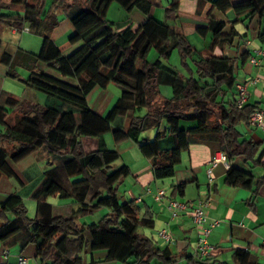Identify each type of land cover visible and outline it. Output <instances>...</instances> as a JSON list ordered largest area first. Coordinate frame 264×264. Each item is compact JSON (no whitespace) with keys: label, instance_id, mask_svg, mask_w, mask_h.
<instances>
[{"label":"trees","instance_id":"1","mask_svg":"<svg viewBox=\"0 0 264 264\" xmlns=\"http://www.w3.org/2000/svg\"><path fill=\"white\" fill-rule=\"evenodd\" d=\"M46 1L31 4L29 0H0V22L17 29L28 26L43 35L38 60L47 65V69L36 68L20 77L26 86L44 96V102L33 105L16 124L0 132V175L19 181L13 162L26 159L40 148L49 157L48 167L32 194L37 201L34 218L28 216L20 197L10 196L0 202V240L22 248L35 244L39 264H79V236L87 231L90 251L105 250L108 260L152 264L161 259L171 264L176 257L169 247L156 246L151 237L138 231L139 226L153 225L152 213L141 214V207L133 200L121 201L118 182L130 173V168L124 163L113 166L120 153L109 147L105 134L112 131L116 142L132 139L154 166L180 162L182 152L193 142L218 141L231 162L226 181L250 188L254 174L234 166L233 161L244 155L247 161L264 166L258 143L244 138L237 128L241 122L249 124L250 114L259 106L246 102L238 107L234 91L238 83L237 58L214 53L216 46L232 44L238 31L233 26L227 33V22L211 18L208 26L198 31L202 35L211 32L212 41L199 48L167 20L151 16V0H51L48 6ZM199 1H212L213 8L226 14L233 11L237 17L232 24L241 16L256 15L264 22V0ZM112 2L127 11L140 9L146 19L136 29L131 21L109 20L107 12ZM60 6L66 8L74 27L69 41L80 43L67 55L50 35L59 24L53 9ZM178 7L179 0H172L166 15L176 16ZM5 10L23 13L9 14ZM259 38L263 40L264 31L259 32ZM152 48L158 54L154 60L148 58ZM175 48L188 74L167 62ZM12 57L8 51L2 60L8 74L16 78L19 75ZM112 82L121 93L105 114H99L90 106L87 95L94 87L106 88ZM163 85L173 88L171 96L164 95ZM231 90L234 97L228 98ZM19 101L2 91L0 120ZM152 129L155 135L142 137ZM84 137L96 138L97 148L87 152ZM78 174H83L85 180L74 183L72 177ZM258 182H264V176ZM50 195L71 198L78 206L66 213L57 211L47 201ZM101 207L109 209L101 220L89 224L78 221ZM10 214L14 216L10 218ZM234 257V264H264L247 248L236 249ZM186 264L215 263L209 255L199 259L189 256Z\"/></svg>","mask_w":264,"mask_h":264},{"label":"crops","instance_id":"2","mask_svg":"<svg viewBox=\"0 0 264 264\" xmlns=\"http://www.w3.org/2000/svg\"><path fill=\"white\" fill-rule=\"evenodd\" d=\"M38 1L29 0L31 4H37ZM171 1L167 0V7ZM231 1L240 3L246 0ZM51 2V0H47L45 4L48 6ZM151 2V16H155L159 20H167L173 28L188 35L191 42L199 48L209 46L212 41L211 32L202 35L198 31L199 27L208 26L211 18L227 22L225 27L227 33H230L234 26L238 34L233 43L216 46L214 53L218 55L225 53L237 58L239 66L237 82L243 83L247 87V103L264 108V56L254 52V49L257 48L264 50V38L263 40L259 38V32L264 31V22L259 16L251 18L241 16L232 24V21L237 17L236 14L233 11L226 14L213 8L212 1L201 4L199 0H179L177 15L168 17L165 13V19H163L156 15V11L158 7H164V0H151ZM113 7L120 11V18H110L109 14ZM5 12L9 14L23 13L22 10H5ZM53 13L58 20L59 15L65 13L66 18L62 22L71 21L65 7L54 8ZM107 18L116 22L131 21L132 27L136 29L146 19V15L138 8L127 11L120 4L114 5L112 2L107 12ZM62 22L59 21V24ZM25 27L17 29L0 22V94L4 91L20 99L18 105L9 112L6 118L0 120V132L7 126L16 124L32 110L33 105L44 102V96L41 93L26 86L20 80V77H26L36 68L47 69V65L38 60L43 40L41 42L37 37L27 35L34 31L26 30ZM55 29L50 32V35L64 54H70L80 45V43L72 44L69 41L74 30L73 25L62 35H56L53 32ZM5 38L9 42L5 41ZM11 41L14 45L19 42L15 50L12 48L11 50L8 46ZM33 42H36L35 47L28 46ZM8 51L13 55V67L19 75L16 78L8 74V67L2 60L4 53ZM254 55L260 59L258 64L250 61ZM154 57H158L157 52ZM18 68H22L21 72L18 71ZM110 84L106 88L99 86L93 88L94 90H98L97 87L101 88L93 106L90 105L99 114H105L109 110L110 105L117 97L118 90H120L117 86L111 89ZM161 90L166 96H171L174 92L173 88L168 85L165 89L162 87ZM91 92L88 93L87 99L92 94ZM233 93L231 90L226 96L232 98L234 97ZM88 102L91 103L89 100ZM237 128L244 138L258 143V152L263 151L262 161L264 162V130L251 126L248 122L239 123ZM83 142L87 152L95 150L98 146L96 138H85ZM116 149L120 153V159L114 162V167L124 163L130 168V173L118 182L119 196L123 201H135L141 207V214L152 213L153 225L143 226L145 229L140 233L151 237L155 245L160 248L169 247L176 257L175 262L171 264H186L188 262V257L192 256L201 233L189 212L171 218L167 200L157 201L155 198V193L159 189H165L167 195L172 197L192 201L199 199L209 201V205L206 207L208 221L218 220L220 222L212 229L209 236V243L214 247L210 255L215 264H234V253L238 248H247L264 260V182H258L259 178L264 176V166L261 163L253 164L252 161H247L244 155H239L234 159V166L253 173L255 176L254 183L250 188H247L235 186L226 181L230 160L219 161L213 165L216 157H219L221 153H226L219 142L215 140L193 142L188 149L182 152L180 162L160 166H154L152 160L143 154L138 144L132 139L118 142ZM48 158L47 152L40 148L26 159L18 163L13 162L12 166L20 180L10 178L5 174L0 175V202L10 196L20 197L27 207L28 216L32 217L31 213L36 215L37 201L32 194L42 179L43 172L48 167ZM210 168L211 172H209ZM53 206L59 207L55 204ZM9 216L11 218L14 215L10 214ZM167 226L175 239L172 243L166 242L159 235V231ZM89 242L88 232H82L79 236L77 252L79 264H129L123 261L108 260L105 250L91 252ZM22 256L27 258L23 264H39L36 258L35 244H29L22 248L19 244L8 246L0 240V264H20ZM155 261L154 264H166L161 259Z\"/></svg>","mask_w":264,"mask_h":264},{"label":"built area","instance_id":"3","mask_svg":"<svg viewBox=\"0 0 264 264\" xmlns=\"http://www.w3.org/2000/svg\"><path fill=\"white\" fill-rule=\"evenodd\" d=\"M25 29L29 30V27H25ZM254 52L264 56V50L261 48L254 49ZM250 61L254 64H258L260 59L254 55L250 58ZM234 91L236 93L238 107H243L248 100L247 87L243 83H237ZM249 124L264 130V108L258 107L250 114ZM219 161H227L226 153H221L219 157H216L213 161V165ZM209 172H211V168ZM155 198L157 201L167 200V208L170 211L172 219L184 212H189L191 214L194 223L199 227L201 233L192 256L196 259L208 257L214 248L213 245L209 243L210 233L215 226L220 224L218 220L213 222L208 221L206 207L209 205V201L205 199L192 201L179 197H172L167 195L165 189H159L155 193ZM159 235L168 243H172L175 240L168 226L162 228L159 231ZM26 261V257L22 256L20 258V264Z\"/></svg>","mask_w":264,"mask_h":264},{"label":"rangeland","instance_id":"4","mask_svg":"<svg viewBox=\"0 0 264 264\" xmlns=\"http://www.w3.org/2000/svg\"><path fill=\"white\" fill-rule=\"evenodd\" d=\"M68 2H71L73 0H67ZM81 1H85V0H81ZM114 5H119L117 2H114ZM168 5V2L167 0H164V7H158L157 8V11H156V15L158 17H161L163 19H165V13H166V7ZM136 9V8H135ZM110 18H117V17H121L120 16V11L117 10L116 8H112L110 14H109ZM66 18V14H61L59 15V21L62 22V20ZM68 21V22H67ZM66 22H62L61 24H59L55 31H53L56 35H62L66 32V30L69 28V27H72V22L67 20ZM72 24V25H71ZM27 35H32L33 37H37L38 39L43 40V35L41 34H38V33H30V34H27ZM68 36V35H67ZM66 36V37H67ZM19 38V37H18ZM5 41L9 42V40H7V38H5ZM15 41V40H14ZM10 49L12 48L13 50H15V47L19 44V42L16 43V45H14V43L11 41V43H8ZM25 44V43H24ZM28 46H32V47H35L36 46V42H33V43H30V45ZM38 46V45H37ZM11 49V50H12ZM155 48H152L149 53H148V58L150 60H153L155 59L156 57H154V54H155ZM167 62H169L170 64L174 65L175 67H177L182 73L184 74H188L189 73V70L188 68L186 67V65L184 64L183 60H182V57H181V54H180V51L178 48H175L171 54V56L169 57V59L167 60ZM189 63L192 65V67H194V64H193V61L191 60V58L189 59ZM138 64L140 65L141 64V60L138 61ZM22 68H18V71L21 72ZM23 72V71H22ZM25 72V71H24ZM26 74V72H25ZM111 86V89H113L114 87H119L117 84L115 83H111L110 84ZM163 89H165L166 86H162ZM96 89V88H95ZM98 90H91L92 94L89 96V101L91 102L90 105L93 106L94 102L96 101V99L98 98L99 94H100V91H101V88H98ZM100 89V90H99ZM120 89V87H119ZM96 91V92H95ZM121 93V89L118 90V93H117V97L115 98V100L112 102V104L110 105L111 107L115 104V102L117 101L119 95ZM160 101V100H159ZM110 107V108H111ZM109 108V109H110ZM155 135V129H152L150 131H147V132H144L142 134V137H148V136H153ZM87 138V137H84L83 140ZM105 138L109 144V147L110 148H115L116 149V145L118 144V142L115 141L114 139V136H113V133L112 131L110 132H107L105 134ZM114 166V164H113ZM85 180V176L83 174H78V175H75L72 177V181L74 183H78V182H82ZM121 201H123V199H121ZM48 202H51L59 207H57V211L59 210L60 212H63V213H66L68 212L71 208H74L76 209L77 208V204L75 205L73 199L71 198H61L59 197L58 195H50L48 196ZM109 211V209L107 207H101L99 209H97L96 211L92 212V213H88V214H84L83 216L79 217L78 218V221L83 224V223H93V222H97L99 220H101V218ZM32 218H34L36 215L35 213H31ZM144 227L143 226H139L138 227V231L139 232H143L144 231ZM156 261L154 260L152 264H154Z\"/></svg>","mask_w":264,"mask_h":264}]
</instances>
